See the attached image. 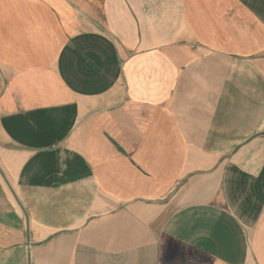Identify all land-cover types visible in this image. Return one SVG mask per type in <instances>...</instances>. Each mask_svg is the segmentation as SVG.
Returning <instances> with one entry per match:
<instances>
[{
    "label": "crops",
    "instance_id": "obj_1",
    "mask_svg": "<svg viewBox=\"0 0 264 264\" xmlns=\"http://www.w3.org/2000/svg\"><path fill=\"white\" fill-rule=\"evenodd\" d=\"M0 264H264V0H0Z\"/></svg>",
    "mask_w": 264,
    "mask_h": 264
}]
</instances>
